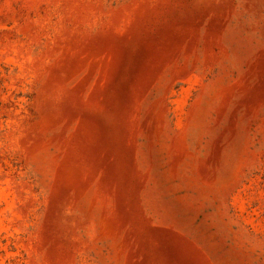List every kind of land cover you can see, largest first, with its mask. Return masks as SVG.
<instances>
[{"label":"rangeland","instance_id":"rangeland-1","mask_svg":"<svg viewBox=\"0 0 264 264\" xmlns=\"http://www.w3.org/2000/svg\"><path fill=\"white\" fill-rule=\"evenodd\" d=\"M0 264H264V0H0Z\"/></svg>","mask_w":264,"mask_h":264}]
</instances>
